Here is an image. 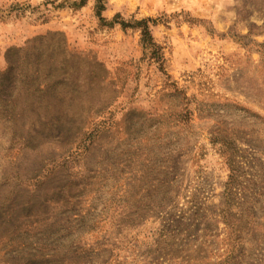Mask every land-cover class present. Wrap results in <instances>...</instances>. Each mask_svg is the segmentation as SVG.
Masks as SVG:
<instances>
[{"label":"rangeland","instance_id":"1","mask_svg":"<svg viewBox=\"0 0 264 264\" xmlns=\"http://www.w3.org/2000/svg\"><path fill=\"white\" fill-rule=\"evenodd\" d=\"M97 2L0 0V264H264V0Z\"/></svg>","mask_w":264,"mask_h":264},{"label":"trees","instance_id":"2","mask_svg":"<svg viewBox=\"0 0 264 264\" xmlns=\"http://www.w3.org/2000/svg\"><path fill=\"white\" fill-rule=\"evenodd\" d=\"M85 3L86 2H84L82 4V7L85 6ZM95 7H96V10L100 11V14H98L99 19L102 20V21H105V19L103 17V12L106 10V5L103 6V4H101V0H98V2H97ZM120 24H121L123 29H126L128 27V25L126 23L122 22ZM140 24H142L144 26L143 31H142L143 32V34H142V37H143L142 43H144V46H147V45H152L153 46V45H155L152 33H151L150 29L147 26V21L141 22Z\"/></svg>","mask_w":264,"mask_h":264},{"label":"crops","instance_id":"3","mask_svg":"<svg viewBox=\"0 0 264 264\" xmlns=\"http://www.w3.org/2000/svg\"><path fill=\"white\" fill-rule=\"evenodd\" d=\"M37 1V0H36ZM109 12V9L106 8V10L103 12V17L105 18V16L107 15V13Z\"/></svg>","mask_w":264,"mask_h":264}]
</instances>
